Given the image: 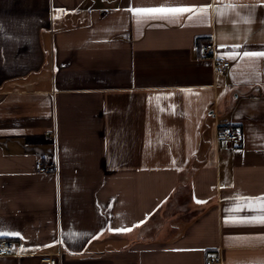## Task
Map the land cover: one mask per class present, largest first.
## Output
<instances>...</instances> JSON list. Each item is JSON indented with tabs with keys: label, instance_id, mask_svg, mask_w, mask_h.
I'll use <instances>...</instances> for the list:
<instances>
[{
	"label": "crops",
	"instance_id": "1",
	"mask_svg": "<svg viewBox=\"0 0 264 264\" xmlns=\"http://www.w3.org/2000/svg\"><path fill=\"white\" fill-rule=\"evenodd\" d=\"M0 239V264H264V0H0Z\"/></svg>",
	"mask_w": 264,
	"mask_h": 264
},
{
	"label": "built area",
	"instance_id": "2",
	"mask_svg": "<svg viewBox=\"0 0 264 264\" xmlns=\"http://www.w3.org/2000/svg\"><path fill=\"white\" fill-rule=\"evenodd\" d=\"M204 55H212L214 59V72L218 75L224 74L230 66V61L223 56H216L213 52V43L205 41L202 46ZM239 132L230 125L224 126L218 133L222 143L232 146L240 137ZM38 172H56L58 164L55 159H37L34 164ZM18 252L17 243L9 239H0V255H14ZM56 258L51 255H42L40 264H56ZM217 262V260H213Z\"/></svg>",
	"mask_w": 264,
	"mask_h": 264
}]
</instances>
